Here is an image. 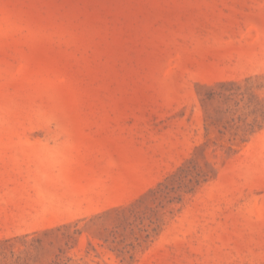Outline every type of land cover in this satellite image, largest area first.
I'll return each mask as SVG.
<instances>
[{"label":"rangeland","instance_id":"1","mask_svg":"<svg viewBox=\"0 0 264 264\" xmlns=\"http://www.w3.org/2000/svg\"><path fill=\"white\" fill-rule=\"evenodd\" d=\"M0 264H264V0H0Z\"/></svg>","mask_w":264,"mask_h":264}]
</instances>
